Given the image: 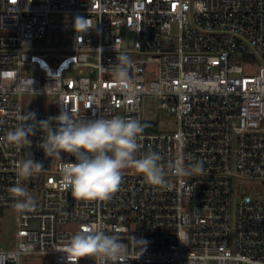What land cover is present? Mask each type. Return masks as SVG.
I'll use <instances>...</instances> for the list:
<instances>
[{
    "label": "built area",
    "instance_id": "2783aa9c",
    "mask_svg": "<svg viewBox=\"0 0 264 264\" xmlns=\"http://www.w3.org/2000/svg\"><path fill=\"white\" fill-rule=\"evenodd\" d=\"M4 209L0 264H264V0H0Z\"/></svg>",
    "mask_w": 264,
    "mask_h": 264
},
{
    "label": "rangeland",
    "instance_id": "374dc122",
    "mask_svg": "<svg viewBox=\"0 0 264 264\" xmlns=\"http://www.w3.org/2000/svg\"><path fill=\"white\" fill-rule=\"evenodd\" d=\"M51 20H65V18L60 16H51ZM252 56H247L245 58V70L247 72L253 73L257 71ZM40 75V73H35ZM71 76L73 74H70ZM117 77H120L117 75ZM49 87L48 82L43 79V88ZM56 102L55 96L42 94V93H23L20 98V105L25 111H45L47 109H52ZM155 99L145 100L144 112L145 116L150 117L154 122H156L157 130L172 131L175 130V120L172 116L166 115L165 111L155 107ZM104 174L115 175L124 172L122 168H116L113 166H104L102 168ZM235 185L241 192H248L252 190H258L260 186L256 181H248L243 179H236ZM15 246V212L11 209L0 210V249L2 250H12ZM53 260L51 256L46 255H32V256H22L20 258V264H52Z\"/></svg>",
    "mask_w": 264,
    "mask_h": 264
},
{
    "label": "trees",
    "instance_id": "16d2710c",
    "mask_svg": "<svg viewBox=\"0 0 264 264\" xmlns=\"http://www.w3.org/2000/svg\"><path fill=\"white\" fill-rule=\"evenodd\" d=\"M144 129H148V127L144 128ZM149 129L152 130V131H156L157 130V125L156 124H152V125H150Z\"/></svg>",
    "mask_w": 264,
    "mask_h": 264
}]
</instances>
